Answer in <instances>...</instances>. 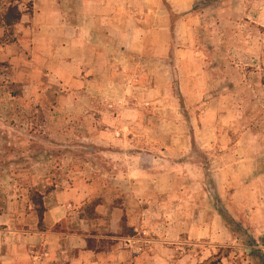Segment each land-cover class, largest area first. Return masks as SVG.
<instances>
[{"label": "rangeland", "instance_id": "1", "mask_svg": "<svg viewBox=\"0 0 264 264\" xmlns=\"http://www.w3.org/2000/svg\"><path fill=\"white\" fill-rule=\"evenodd\" d=\"M34 3L0 0V264H264V0H197L186 28L166 8L137 74L106 58L90 81L67 79V27L41 24ZM119 132L187 148L195 213L216 212L232 240L175 232L149 159L114 169Z\"/></svg>", "mask_w": 264, "mask_h": 264}, {"label": "crops", "instance_id": "2", "mask_svg": "<svg viewBox=\"0 0 264 264\" xmlns=\"http://www.w3.org/2000/svg\"><path fill=\"white\" fill-rule=\"evenodd\" d=\"M195 1L197 0H34L35 7H40V11H35L34 15L36 18L40 17L41 24L55 23L57 26L67 27L68 36L66 38L58 37L59 45L56 56L61 59L63 55L60 53H67L71 57V61L66 60L70 67L66 74L68 80H76L74 76L81 75L84 81H90L88 77L92 73L90 70L95 69L98 64L100 68L101 62L106 58L108 63H111L112 59L116 61L117 58L122 57L123 61L122 58L117 59L119 65L124 64L125 70L129 71V74L132 72L137 74L136 58H148L154 55L147 49L150 33L169 29L165 24V11L171 8L178 15L176 24L186 28L192 17L191 10ZM43 6H48L50 12L41 10L44 8ZM51 15L54 16L47 20L46 18ZM217 23L218 21H216ZM158 25H162L159 27L160 29H154ZM62 29L63 33L64 28ZM89 44L97 45V48L87 53L86 47ZM111 46L112 48L118 46L119 50L116 47L112 49ZM138 46L140 48H137ZM79 47L82 51L80 55L76 52ZM79 63L81 66H77ZM114 65L117 66V63L114 62ZM149 88L153 90L152 87ZM118 134L120 143L123 142V138H126L125 145L128 141L130 144L129 148L124 151L122 146L115 151L114 169L119 170V175H121L123 168V158L121 159V157L123 155L129 156L131 159V165L128 166L131 175L134 174V172L132 174L133 170L137 171L139 168L136 164L137 159H140L141 156L149 159L151 171H146V174L152 180L153 191L161 193L163 200L169 202L168 215L177 219L175 225L171 224L175 232H191L195 234V238L208 236L215 242L226 241L228 238L229 241L232 240L229 230L224 224L218 222L216 212L205 211V213H211L209 221L200 220L202 216L200 209H197V215L195 213L194 203L199 200L200 194L199 192L196 194L186 192L188 184L186 171H189V175L192 177L190 178L192 179L191 185L195 186L200 182V179H195L194 176L200 167L194 159H187V148L184 150V146H178L175 140L158 148L150 142L138 139L137 143L139 144L149 143V146L139 148V145L135 147V144H131L133 141L136 142V134H133L132 137L121 132ZM137 136L141 137L142 135L137 134ZM236 148L237 146H233L229 152ZM237 151L239 150H234V152ZM214 158L217 160L216 156ZM126 163L129 164V162ZM188 196L193 200V205L190 206L193 210L191 212L193 218L185 222L181 221L184 210L181 201H185ZM196 216L199 219H195Z\"/></svg>", "mask_w": 264, "mask_h": 264}, {"label": "trees", "instance_id": "3", "mask_svg": "<svg viewBox=\"0 0 264 264\" xmlns=\"http://www.w3.org/2000/svg\"><path fill=\"white\" fill-rule=\"evenodd\" d=\"M20 19V16H19V14H17L16 15V17H15V20L17 21V20H19ZM8 25H10V24H8ZM33 201H35V205L37 206V208H38V212H39V217H40V219H42V217H43V212H44V208H43V202H42V195L41 194H39V193H36L35 194V196H33ZM251 252H249V254H250ZM209 264H216V262L215 261H212V262H210Z\"/></svg>", "mask_w": 264, "mask_h": 264}]
</instances>
